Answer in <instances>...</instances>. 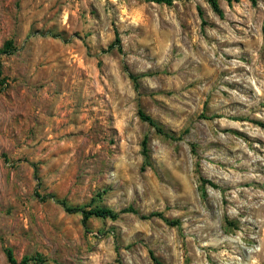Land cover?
<instances>
[{
  "label": "rangeland",
  "instance_id": "rangeland-1",
  "mask_svg": "<svg viewBox=\"0 0 264 264\" xmlns=\"http://www.w3.org/2000/svg\"><path fill=\"white\" fill-rule=\"evenodd\" d=\"M216 3L0 0V264H264V0Z\"/></svg>",
  "mask_w": 264,
  "mask_h": 264
},
{
  "label": "trees",
  "instance_id": "trees-1",
  "mask_svg": "<svg viewBox=\"0 0 264 264\" xmlns=\"http://www.w3.org/2000/svg\"><path fill=\"white\" fill-rule=\"evenodd\" d=\"M151 1L169 4L172 0H151ZM206 1L209 3V5L211 6V8L213 10L218 11L216 0H206ZM227 1H230V0H227ZM250 1L253 2L254 0H250ZM114 40L118 43L119 38H118L117 34H115ZM118 49H119V47H118ZM129 77L132 78V79L135 78V76H133L132 74H129ZM137 114H138V117L141 120L147 122L151 127H153V129H154V131L156 133L167 135V133H165L148 115L144 114L140 109L137 110ZM145 145H146V138L143 137L142 140H141V152H142L144 157H146V155H147L146 154V146ZM200 180L203 181V182H207L208 184L213 185L211 182H209L208 180H205L203 178H200ZM58 203L61 204L62 207L68 212L80 211L83 220H85L88 216L101 217V218H104V217L113 218V217L116 216L115 212H113L112 210H110L108 208H105V207L90 208V209H80V208L68 207L64 203V201H62V200H59ZM126 211L134 212V210L132 208H129ZM154 215H159V214L156 213V212H150V213H148L146 215L145 214L144 215H140V217L147 218L149 216H154ZM169 224H177V221L176 220H171V221H169ZM4 253H5V256H6V260L9 263H11V264H24L29 259L27 257H22L18 262H16L15 259L12 257L11 252H10L9 249H5ZM35 257H36V258H34L35 260L40 261V259H38L37 256H35ZM151 259L156 264H159L157 262V260L152 255H151Z\"/></svg>",
  "mask_w": 264,
  "mask_h": 264
}]
</instances>
